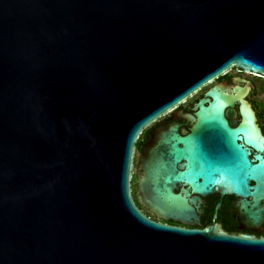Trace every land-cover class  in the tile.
Returning <instances> with one entry per match:
<instances>
[{"label":"water","instance_id":"water-1","mask_svg":"<svg viewBox=\"0 0 264 264\" xmlns=\"http://www.w3.org/2000/svg\"><path fill=\"white\" fill-rule=\"evenodd\" d=\"M231 68L264 78V0H0V264H264V239L153 221L131 189L142 133ZM234 92L156 128L137 173L156 219L188 226L218 190L264 200Z\"/></svg>","mask_w":264,"mask_h":264},{"label":"flooded vegetation","instance_id":"flooded-vegetation-1","mask_svg":"<svg viewBox=\"0 0 264 264\" xmlns=\"http://www.w3.org/2000/svg\"><path fill=\"white\" fill-rule=\"evenodd\" d=\"M217 85L227 86L235 91L233 93L236 97L233 108L235 113L233 117L230 119L228 118V121L236 124L241 121V101H246L251 105V108L256 114L257 123L260 128L256 129V131L259 137L264 139V78L242 72L237 68H231L215 81L205 86L177 110L159 119L142 133L136 144L133 162L131 189L134 199L137 197V173L140 165V158L144 155L146 146L148 144L150 146L154 141L155 135L159 130L156 128L172 123H181L182 128L189 127L186 122L181 119L183 114L192 112L191 107L202 99L210 88ZM245 91H247L246 94H244ZM238 144L242 145V147L249 152V159L251 162L257 163V157L264 159V152L257 151L255 148L246 145L243 140L238 141ZM254 185V182L250 183V186L253 187ZM196 197L198 200L193 206L195 217L190 219V225L188 226L172 221H160L150 213L149 219L169 226L196 230H204L209 227L219 226L224 233L230 236H249L255 239H264V200L260 202L258 207L252 208L253 200L251 197H237L231 193H223L221 190L214 191V193L209 195H199ZM136 203L139 208L142 207H140L138 202Z\"/></svg>","mask_w":264,"mask_h":264},{"label":"trees","instance_id":"trees-1","mask_svg":"<svg viewBox=\"0 0 264 264\" xmlns=\"http://www.w3.org/2000/svg\"><path fill=\"white\" fill-rule=\"evenodd\" d=\"M135 201L138 202L137 197H135ZM141 209L145 212L146 215L149 216V212L147 210H145L143 207H141Z\"/></svg>","mask_w":264,"mask_h":264},{"label":"rangeland","instance_id":"rangeland-1","mask_svg":"<svg viewBox=\"0 0 264 264\" xmlns=\"http://www.w3.org/2000/svg\"><path fill=\"white\" fill-rule=\"evenodd\" d=\"M193 100V99H192ZM192 100H191V102H192Z\"/></svg>","mask_w":264,"mask_h":264}]
</instances>
